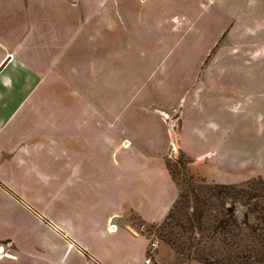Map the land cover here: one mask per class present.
<instances>
[{"label": "crops", "instance_id": "0c3cea01", "mask_svg": "<svg viewBox=\"0 0 264 264\" xmlns=\"http://www.w3.org/2000/svg\"><path fill=\"white\" fill-rule=\"evenodd\" d=\"M254 3L253 16H239V27L253 20L245 37L254 51L237 76L251 63L259 82L230 86L226 75L199 84L180 69L150 68L156 53L127 62L128 51L102 83L103 53L118 60L103 47L118 44L111 35L124 4L0 0V247L9 244L0 264H145L149 256L178 264L146 230L180 195L167 166L172 146L208 183L264 181V0ZM173 109L177 134L166 117Z\"/></svg>", "mask_w": 264, "mask_h": 264}, {"label": "rangeland", "instance_id": "374dc122", "mask_svg": "<svg viewBox=\"0 0 264 264\" xmlns=\"http://www.w3.org/2000/svg\"><path fill=\"white\" fill-rule=\"evenodd\" d=\"M118 1L124 4V9L118 12V28L112 29L116 32L111 35L118 40V44L114 49L110 45L108 49L103 47V52H109L107 55L112 52L117 54L118 60H110L103 53L102 83L109 82L105 72L117 65L121 67L125 62L119 54L126 51L130 53L127 62H136L132 59L133 53H156L157 58L150 61L148 67L180 69L182 73H187L191 81L199 84L221 83L225 75L224 83L230 86L259 82L254 74L255 66L252 67L251 63H246V72H241L244 76H237L245 54L254 51L253 38L245 37L253 30V20L246 19L239 27V16H253L254 0ZM126 15L131 18L126 20ZM110 31L103 28L102 37L109 36ZM126 37L131 42L128 49L120 43ZM192 72L196 73L191 75ZM245 78L247 82L243 83ZM239 80L242 83H238ZM231 94L228 96L232 106L237 104L238 98ZM180 116L178 109H173L172 114L166 116L176 134ZM190 163V158L177 146L171 147L167 166L179 186L180 195L170 217L167 216L158 226L146 227L153 241L171 247L177 255L178 264L196 261L197 253L208 257V254L221 249L222 235L215 233L214 228L225 217L227 209L233 207L239 227L229 228V231L239 235L235 239L239 246L257 248L259 241L256 238L264 236V181L255 178L242 185H226L223 188L193 175ZM135 222L139 224L137 220Z\"/></svg>", "mask_w": 264, "mask_h": 264}, {"label": "trees", "instance_id": "16d2710c", "mask_svg": "<svg viewBox=\"0 0 264 264\" xmlns=\"http://www.w3.org/2000/svg\"><path fill=\"white\" fill-rule=\"evenodd\" d=\"M221 187L224 188L225 186ZM244 225L247 226L245 222ZM232 227L238 228L239 225L234 218L233 207H229L225 217L219 220L214 228L215 233L222 235L220 240L222 243L221 249L208 254V257L197 253L195 260L203 264H264V236L256 238L259 241L257 248L250 246L241 247L238 245V241L235 240L239 235L229 231V228ZM226 234L229 235L226 236ZM167 241L169 242L170 240L167 239Z\"/></svg>", "mask_w": 264, "mask_h": 264}, {"label": "built area", "instance_id": "2783aa9c", "mask_svg": "<svg viewBox=\"0 0 264 264\" xmlns=\"http://www.w3.org/2000/svg\"><path fill=\"white\" fill-rule=\"evenodd\" d=\"M110 228H111V230H115L116 229V225H111L110 226ZM9 244H6L5 245V247L4 246H1L0 247V255L2 254V255H8V250H6L8 247ZM149 248L152 250V249H155L156 248V243L155 242H151L150 244H149ZM150 261H151V258H150V256L149 257H147V259L145 260V264H150Z\"/></svg>", "mask_w": 264, "mask_h": 264}]
</instances>
